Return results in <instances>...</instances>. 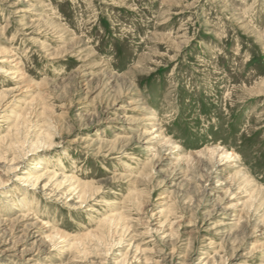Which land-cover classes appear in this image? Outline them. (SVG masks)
Masks as SVG:
<instances>
[{"label":"rangeland","instance_id":"rangeland-1","mask_svg":"<svg viewBox=\"0 0 264 264\" xmlns=\"http://www.w3.org/2000/svg\"><path fill=\"white\" fill-rule=\"evenodd\" d=\"M0 264H264V0H0Z\"/></svg>","mask_w":264,"mask_h":264},{"label":"bare ground","instance_id":"bare-ground-1","mask_svg":"<svg viewBox=\"0 0 264 264\" xmlns=\"http://www.w3.org/2000/svg\"><path fill=\"white\" fill-rule=\"evenodd\" d=\"M8 75V74H7ZM125 149V148H124ZM107 224V223H106Z\"/></svg>","mask_w":264,"mask_h":264}]
</instances>
